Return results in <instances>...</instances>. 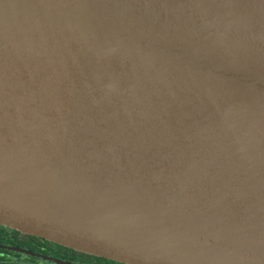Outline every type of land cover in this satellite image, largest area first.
<instances>
[{
  "label": "water",
  "instance_id": "water-1",
  "mask_svg": "<svg viewBox=\"0 0 264 264\" xmlns=\"http://www.w3.org/2000/svg\"><path fill=\"white\" fill-rule=\"evenodd\" d=\"M0 224L264 264V0H0Z\"/></svg>",
  "mask_w": 264,
  "mask_h": 264
},
{
  "label": "flooded vegetation",
  "instance_id": "flooded-vegetation-1",
  "mask_svg": "<svg viewBox=\"0 0 264 264\" xmlns=\"http://www.w3.org/2000/svg\"><path fill=\"white\" fill-rule=\"evenodd\" d=\"M0 264H123L0 224Z\"/></svg>",
  "mask_w": 264,
  "mask_h": 264
}]
</instances>
